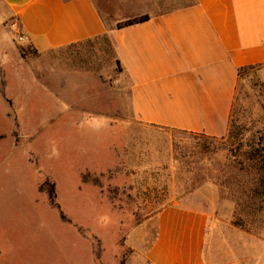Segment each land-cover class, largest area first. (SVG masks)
Returning <instances> with one entry per match:
<instances>
[{
  "label": "rangeland",
  "instance_id": "obj_1",
  "mask_svg": "<svg viewBox=\"0 0 264 264\" xmlns=\"http://www.w3.org/2000/svg\"><path fill=\"white\" fill-rule=\"evenodd\" d=\"M18 34L0 1V264H148L143 255L154 228L146 223L174 204L209 215L215 255L207 264H264V188L254 191L264 187V171L233 164L244 162L252 145L264 155V68L240 75L234 140L197 135L199 146L178 137L182 146L175 147L174 131L128 129L110 113L100 118L115 124L112 130H76L84 122L79 106L94 103L78 98L97 90L70 78L75 109L64 113L65 76L105 72L107 64L94 44L34 55ZM99 96L92 111L111 110L110 96ZM51 139L59 159L48 158ZM85 176L100 184L84 183ZM52 189L59 209L50 203ZM102 214L111 217L107 227L96 222Z\"/></svg>",
  "mask_w": 264,
  "mask_h": 264
},
{
  "label": "crops",
  "instance_id": "obj_2",
  "mask_svg": "<svg viewBox=\"0 0 264 264\" xmlns=\"http://www.w3.org/2000/svg\"><path fill=\"white\" fill-rule=\"evenodd\" d=\"M0 1L33 53L94 44L99 61L107 64L105 72L86 68L65 76L64 113L75 109L66 88L72 77L97 90L78 101L98 105L100 92L110 96L107 112L92 111L94 103L80 105L84 122L74 125L76 130L89 129L85 124L93 117L110 113L124 117L128 129L224 139L239 70L264 68V0H100L103 11L93 0ZM143 16L149 20L118 29L119 23ZM209 220L205 211L188 205L161 209L146 223L154 235L143 257L148 264H207L215 255Z\"/></svg>",
  "mask_w": 264,
  "mask_h": 264
},
{
  "label": "trees",
  "instance_id": "obj_3",
  "mask_svg": "<svg viewBox=\"0 0 264 264\" xmlns=\"http://www.w3.org/2000/svg\"><path fill=\"white\" fill-rule=\"evenodd\" d=\"M148 20H149L148 16H143V17H140V18L131 19V20L119 23L118 24V29H124V28L135 26V25H139V24L147 22ZM20 53H21V56H22L23 59L28 57L27 52L24 51V49H20ZM35 54H37V53H34V55ZM249 69H254V68H242V69H240L239 70V77H240V75L243 72H245L246 70H249ZM234 115H235V109H233L232 114H231V119H230L228 140H231V141L234 140V137L236 136L235 133L237 131L236 130L237 129L236 119L234 118ZM173 136H174L175 147L182 146L181 145L182 144V140L178 139V137L179 138H183V139L185 137L195 138L194 141H197V143L195 142V145H199V146L201 145V143L198 142V140L196 139L197 135L189 134V133H186V132L174 131L173 132ZM209 141H214V140L209 138ZM259 146H261V145L259 144V145L250 146L251 150L249 152L244 153L245 161L244 162L238 161V163L234 162L233 164L238 166L239 168H241V170H243V167L245 166V162L247 161V166H246L247 170L249 169L250 171H256V173L257 172H263L264 171V157H263L264 155H262L261 151L258 150ZM83 182L87 183V184L90 182V183H93L95 185H99L100 184L98 179L91 180L88 176H85L83 178ZM256 188L259 189V188H264V187L262 185L255 186L254 191L256 190ZM48 195H49V199H50L51 205L54 208L59 209V207L55 203L56 195L54 193V190L52 189L50 192H48ZM61 219L64 222L66 221V219H65L63 214H61Z\"/></svg>",
  "mask_w": 264,
  "mask_h": 264
},
{
  "label": "clouds",
  "instance_id": "obj_4",
  "mask_svg": "<svg viewBox=\"0 0 264 264\" xmlns=\"http://www.w3.org/2000/svg\"><path fill=\"white\" fill-rule=\"evenodd\" d=\"M88 126L91 128L92 131H100L101 129L107 127L106 121L93 117L90 122H88ZM50 145V152L48 153L49 159H59L60 152L57 147V141L55 139H51L49 141ZM96 222L101 227H107L111 223V217L108 214L99 215L96 218Z\"/></svg>",
  "mask_w": 264,
  "mask_h": 264
},
{
  "label": "built area",
  "instance_id": "obj_5",
  "mask_svg": "<svg viewBox=\"0 0 264 264\" xmlns=\"http://www.w3.org/2000/svg\"><path fill=\"white\" fill-rule=\"evenodd\" d=\"M16 40H17V43L19 45L24 46L27 43L28 39H27V36L25 34L19 33Z\"/></svg>",
  "mask_w": 264,
  "mask_h": 264
}]
</instances>
